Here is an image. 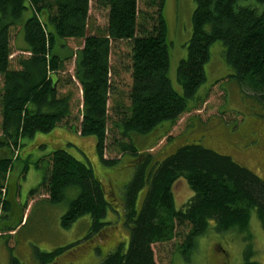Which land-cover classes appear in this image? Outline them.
I'll use <instances>...</instances> for the list:
<instances>
[{"label":"trees","instance_id":"1","mask_svg":"<svg viewBox=\"0 0 264 264\" xmlns=\"http://www.w3.org/2000/svg\"><path fill=\"white\" fill-rule=\"evenodd\" d=\"M164 1L97 0L106 19L104 27H97L90 19L91 0H0V145L16 155L22 140L59 129L93 138L104 166L116 165L117 159L105 158L112 151L134 158L122 198L127 248L119 243L98 264H157L154 246L176 238L180 240L176 251L188 260L209 222L223 234L247 232L253 211L264 220V180L228 155L193 143L160 161L148 152L140 154L131 141L132 136L151 134L164 122L174 125L205 100L197 94L205 82L210 47L216 42L222 46L230 77L251 89L264 105V0H193L186 57L176 70L180 94L168 78ZM13 30L23 32L19 51L26 54L15 60L11 59ZM67 40L81 45L73 53V75L64 77V64L71 55L54 49ZM118 43L128 45L129 63L111 62ZM121 73H128L130 79L124 90L118 83ZM76 83L80 103L72 91ZM68 86L71 91L62 93ZM192 101L196 103L190 108ZM58 147L35 165L41 169L40 182L29 195L43 192L49 204L57 205L71 190L58 227L68 230L82 218L88 229L74 243L49 252L35 250V264H58L74 246L111 229L110 222H104L111 205L92 167ZM0 153L3 191L11 159L7 151ZM178 179L186 182L192 196L175 211L171 186ZM7 207L8 200H0V210ZM93 251L100 253L98 246ZM250 255L244 253L242 264H252ZM8 264L22 263L11 255Z\"/></svg>","mask_w":264,"mask_h":264},{"label":"rangeland","instance_id":"2","mask_svg":"<svg viewBox=\"0 0 264 264\" xmlns=\"http://www.w3.org/2000/svg\"><path fill=\"white\" fill-rule=\"evenodd\" d=\"M193 10V0L164 1L163 17L169 54L168 78L179 94L181 90L176 81V70L179 62L186 57ZM90 19L97 27L105 26V11L98 5L97 0L90 2ZM80 45V41L67 40L60 41L55 46V52L59 49V52L71 55L64 64L62 76L73 75L75 64L73 53L78 51ZM23 46V32L13 30L12 60L19 55L26 56L19 51ZM128 54V45L118 43L115 52L113 51L111 55V62L129 63ZM221 54V44L219 42L212 44L209 61L204 67L205 82L197 94L199 99L205 100L199 106L192 108L196 101L190 102L189 107L192 109L183 114L174 125L164 122L161 125L163 127L151 134L143 137L132 136L131 141L140 154L148 152L160 161L180 146L199 143L219 154L228 155L264 180V105L254 98L251 89L241 87L230 77L232 71L225 64ZM120 78L118 83L124 90L130 84L129 75L121 73ZM76 87H73L72 91L76 103H80L81 92L77 83ZM69 90L71 91L68 86L62 90V93ZM68 133L56 129L46 135L40 134L31 139H24L16 155H13L8 147L0 145V151H7L5 155L11 159V169L7 173L5 189L0 191V200H8L7 210H0L1 264H8L11 255L19 258L22 264H35L33 257L35 250L49 252L47 250L55 246L62 247L80 240L87 232L86 220L82 218L68 230L58 227V222L66 211V199L71 198V190L67 191L66 199L57 205H51L44 200L43 192L30 198V191L40 182L38 174L41 173V169H36L35 165L42 155L58 146H62L61 148L69 154L92 167L113 208H108L104 218V222H110L111 229L103 231L95 240L74 246L72 252L62 257L58 264L68 262L98 264L107 252L119 243H123L124 248H127L129 231L122 223V198L123 188L131 179L134 158L129 155L120 156L116 151H112L106 153L105 158L117 159L116 165L104 166L96 155L93 138H79L78 135ZM66 136L68 139H64ZM2 155L3 153H0V157ZM171 193L175 211L192 196L190 188L183 179H178L172 184ZM141 198L142 193L138 198V205ZM84 218L88 219L87 216ZM9 226L18 227L8 235L14 230ZM232 233L220 234L216 232L214 223L209 222L206 232L196 238L195 248L188 260L176 251L175 247L180 243L176 238L171 242L154 246L155 261L157 264H242ZM97 246L100 249L99 254L93 251Z\"/></svg>","mask_w":264,"mask_h":264},{"label":"clouds","instance_id":"3","mask_svg":"<svg viewBox=\"0 0 264 264\" xmlns=\"http://www.w3.org/2000/svg\"><path fill=\"white\" fill-rule=\"evenodd\" d=\"M234 244L241 261L247 251L252 264H264V220L253 211L247 232H233ZM198 254V252H197Z\"/></svg>","mask_w":264,"mask_h":264},{"label":"crops","instance_id":"4","mask_svg":"<svg viewBox=\"0 0 264 264\" xmlns=\"http://www.w3.org/2000/svg\"><path fill=\"white\" fill-rule=\"evenodd\" d=\"M43 198H44V200H46V197L45 196ZM9 227H12V226H9Z\"/></svg>","mask_w":264,"mask_h":264},{"label":"flooded vegetation","instance_id":"5","mask_svg":"<svg viewBox=\"0 0 264 264\" xmlns=\"http://www.w3.org/2000/svg\"><path fill=\"white\" fill-rule=\"evenodd\" d=\"M223 264V263H222Z\"/></svg>","mask_w":264,"mask_h":264}]
</instances>
